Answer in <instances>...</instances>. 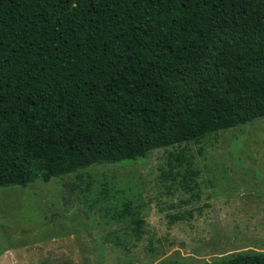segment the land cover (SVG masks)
I'll list each match as a JSON object with an SVG mask.
<instances>
[{
	"label": "trees",
	"instance_id": "trees-1",
	"mask_svg": "<svg viewBox=\"0 0 264 264\" xmlns=\"http://www.w3.org/2000/svg\"><path fill=\"white\" fill-rule=\"evenodd\" d=\"M263 117L264 0H0V188Z\"/></svg>",
	"mask_w": 264,
	"mask_h": 264
},
{
	"label": "rangeland",
	"instance_id": "rangeland-1",
	"mask_svg": "<svg viewBox=\"0 0 264 264\" xmlns=\"http://www.w3.org/2000/svg\"><path fill=\"white\" fill-rule=\"evenodd\" d=\"M188 160L197 173L190 190L181 176ZM52 224L76 234L79 264H206L264 252V117L145 159L0 188V251L13 264L59 255L58 236L50 244L47 234H71ZM77 247L65 240L62 254Z\"/></svg>",
	"mask_w": 264,
	"mask_h": 264
},
{
	"label": "crops",
	"instance_id": "crops-1",
	"mask_svg": "<svg viewBox=\"0 0 264 264\" xmlns=\"http://www.w3.org/2000/svg\"><path fill=\"white\" fill-rule=\"evenodd\" d=\"M57 225V226H56ZM52 226H55L56 228H64V227H61L60 226V224H52L51 226H49L48 228L50 229V230H52ZM65 229V232L64 233H66V234H71V235H69V236H67V237H62V236H60L59 234H61L62 233V231L61 230H59V231H57V232H53V233H49V234H47V237L45 238V240L48 242V243H50V240L52 239L51 238V235L54 237L55 235L56 236H58L57 238H58V241H57V244H56V246H55V248L53 249L56 253H58L59 255L57 256H54V254L51 252V257H49V256H45L42 260H39V264H79V263H77L75 260H80V258H79V249H78V247H77V244H79V240H78V237L76 236V234H73V231H70V230H68V229H66V228H64ZM79 236H80V238H84V237H87V239H88V242H89V244L91 243V241H92V237H89V236H85V235H83V234H81L80 232H79ZM71 237V238H70ZM70 238V239H69ZM65 240H70L71 241V244H73V246H76L77 247V249H74V251L73 252H69V254H68V256H65V255H63L62 253H66V249H64L63 248V245L65 244ZM45 241V242H46ZM52 241V240H51ZM51 244V243H50ZM69 244V243H68ZM87 245H88V243H87ZM71 247V246H70ZM61 250V251H60ZM3 253H4V251H0V264H13V261L11 260H9L8 258H6L5 257V255H3ZM54 256V257H53ZM62 256H64V258L62 257ZM52 258V259H51ZM54 258H56L57 260H55ZM29 260H30V258H29ZM86 260H87V257L86 256H83L82 258H81V261L82 262H86ZM53 261V262H52ZM75 261V262H74ZM80 261V262H81ZM5 262H8V263H5ZM81 262V263H82ZM83 264H85V263H83Z\"/></svg>",
	"mask_w": 264,
	"mask_h": 264
}]
</instances>
